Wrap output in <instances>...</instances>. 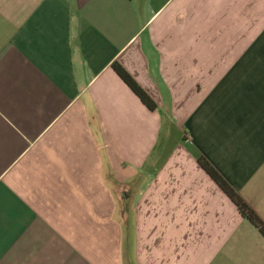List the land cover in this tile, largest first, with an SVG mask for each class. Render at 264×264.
Instances as JSON below:
<instances>
[{
    "label": "crops",
    "instance_id": "1",
    "mask_svg": "<svg viewBox=\"0 0 264 264\" xmlns=\"http://www.w3.org/2000/svg\"><path fill=\"white\" fill-rule=\"evenodd\" d=\"M200 158L264 224V0H0V264H264Z\"/></svg>",
    "mask_w": 264,
    "mask_h": 264
},
{
    "label": "trees",
    "instance_id": "2",
    "mask_svg": "<svg viewBox=\"0 0 264 264\" xmlns=\"http://www.w3.org/2000/svg\"><path fill=\"white\" fill-rule=\"evenodd\" d=\"M112 69L119 79L130 89V91L139 99L149 111L155 110V105L151 99L136 85L130 76L118 65L113 64ZM198 165L206 173V175L218 186V188L230 199L235 205L238 213L247 219L264 238V224L248 207V205L221 179L220 176L210 167V165L202 158L198 159Z\"/></svg>",
    "mask_w": 264,
    "mask_h": 264
}]
</instances>
